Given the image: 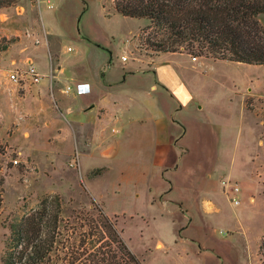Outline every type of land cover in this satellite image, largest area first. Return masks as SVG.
<instances>
[{
	"label": "crops",
	"instance_id": "0c3cea01",
	"mask_svg": "<svg viewBox=\"0 0 264 264\" xmlns=\"http://www.w3.org/2000/svg\"><path fill=\"white\" fill-rule=\"evenodd\" d=\"M146 21L121 16L114 0H23L13 8L1 7L0 83L7 89L0 119L18 120L23 138L32 131L46 138L48 145L39 143L37 161L53 171H77L87 194L102 200L105 214L117 225L139 221L138 243L155 260L232 264L234 249L226 238L209 235L212 246H183L194 222L190 212L206 231L207 213L220 214L206 198L211 184L217 174L230 177L224 156L233 133L228 122L232 100L223 93L207 94L208 86L198 82L199 70L218 60L139 52V31ZM29 62L42 76L39 83L12 82L9 75ZM243 109L251 112L245 100ZM97 170L104 173H93ZM223 182L237 185L238 204ZM220 186L230 204L239 205V184L222 178ZM107 191L112 210L103 198ZM156 222L172 231L174 246L143 237Z\"/></svg>",
	"mask_w": 264,
	"mask_h": 264
},
{
	"label": "rangeland",
	"instance_id": "374dc122",
	"mask_svg": "<svg viewBox=\"0 0 264 264\" xmlns=\"http://www.w3.org/2000/svg\"><path fill=\"white\" fill-rule=\"evenodd\" d=\"M0 1L3 3L1 7L13 8L20 5L23 0ZM257 20L264 26V14L259 15ZM132 24L133 28L135 23ZM136 25L138 27L141 23ZM162 37L164 36L161 30L146 21L145 26L139 31V52L149 55L157 53L149 48L148 42ZM180 63L185 67L188 66L185 61ZM204 67L199 70L201 76L198 82L203 87L208 86L207 94L217 96L218 93H223L232 100L228 122L233 133L228 137V147L224 156L225 171L227 170L230 177L217 174L211 184L206 198L220 211V214L217 211L207 213L211 215H207L209 226L206 231L199 216L194 211L190 212L189 216L193 217L194 222L193 226L186 230L187 244L183 246H212L208 236L214 235L218 239L229 240V246L234 249L232 264H260L257 246L264 238V197L262 196L264 193V66L210 61ZM6 89L5 82L1 81L0 100ZM244 100L246 107L251 111L249 113L243 109ZM44 141L48 145L46 138H39L35 131L31 132L30 138H23L18 120L10 123L7 118L3 122L0 119V144L5 149V155L0 156L1 174L4 178L3 203L0 211V258L5 250L7 225L36 209L46 196L60 197L65 217L73 216L75 212H86L95 216L97 209L105 214L102 200H93L87 194L77 171H72L68 167L53 171L48 165L37 161L36 158L40 154L39 143L43 144ZM44 147L47 151L52 150V147L50 149L45 145ZM220 173L224 172L220 171ZM222 178H229L230 181L239 184V205L232 206L221 192ZM257 181L260 182L259 186ZM101 188V191H104V186ZM109 193L107 191L103 198L107 200L108 208L112 210L113 203ZM251 197L255 198V203L250 202ZM205 212L203 209L200 212L201 216L205 217ZM110 218L117 222L113 216ZM138 223L139 221L127 219L116 225L118 228H123L125 238L131 240L130 248L138 253L140 262L143 261L142 264H162L161 260L152 258L150 253L143 249L144 246L138 243L141 232ZM154 224V230L148 229L143 232V237L147 235L159 237L166 246H174L172 231L164 223ZM189 258L190 254L187 258L188 262ZM166 261V264H174L169 262V257Z\"/></svg>",
	"mask_w": 264,
	"mask_h": 264
},
{
	"label": "trees",
	"instance_id": "16d2710c",
	"mask_svg": "<svg viewBox=\"0 0 264 264\" xmlns=\"http://www.w3.org/2000/svg\"><path fill=\"white\" fill-rule=\"evenodd\" d=\"M114 8L161 30L162 39L148 42L153 52L264 66V26L257 20L264 14V0H114ZM3 184L0 166V211ZM61 203L58 195L46 196L36 209L8 224L0 263L141 264L102 210L95 209V216L75 212L65 217ZM258 253L264 264V238Z\"/></svg>",
	"mask_w": 264,
	"mask_h": 264
},
{
	"label": "built area",
	"instance_id": "2783aa9c",
	"mask_svg": "<svg viewBox=\"0 0 264 264\" xmlns=\"http://www.w3.org/2000/svg\"><path fill=\"white\" fill-rule=\"evenodd\" d=\"M9 79L14 83H21L29 81L32 84H37L42 79V76L36 71L35 67L29 62L28 66L23 71H15L9 75ZM223 185L229 188V192L232 194L231 201L234 204H238V200L234 197V194L238 192V187L236 184H231L230 182H223Z\"/></svg>",
	"mask_w": 264,
	"mask_h": 264
}]
</instances>
